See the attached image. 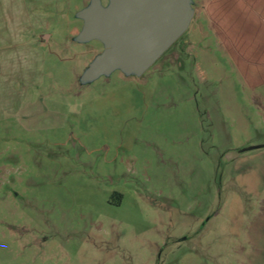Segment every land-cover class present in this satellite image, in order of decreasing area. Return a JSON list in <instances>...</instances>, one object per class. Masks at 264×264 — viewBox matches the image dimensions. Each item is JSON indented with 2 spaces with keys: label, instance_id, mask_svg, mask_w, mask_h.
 Returning a JSON list of instances; mask_svg holds the SVG:
<instances>
[{
  "label": "rangeland",
  "instance_id": "rangeland-1",
  "mask_svg": "<svg viewBox=\"0 0 264 264\" xmlns=\"http://www.w3.org/2000/svg\"><path fill=\"white\" fill-rule=\"evenodd\" d=\"M88 3L53 9L35 113L0 125V264H259L264 0L228 3L231 31L191 0L144 71L96 77Z\"/></svg>",
  "mask_w": 264,
  "mask_h": 264
},
{
  "label": "water",
  "instance_id": "water-1",
  "mask_svg": "<svg viewBox=\"0 0 264 264\" xmlns=\"http://www.w3.org/2000/svg\"><path fill=\"white\" fill-rule=\"evenodd\" d=\"M192 12L191 0H108L106 5L90 0L77 13L83 20L77 37L97 39L104 48L84 76L96 77L115 68L144 71L184 32Z\"/></svg>",
  "mask_w": 264,
  "mask_h": 264
},
{
  "label": "crops",
  "instance_id": "crops-1",
  "mask_svg": "<svg viewBox=\"0 0 264 264\" xmlns=\"http://www.w3.org/2000/svg\"><path fill=\"white\" fill-rule=\"evenodd\" d=\"M66 2L69 0H0V125L9 118L13 124L18 123L21 115L30 119L35 113L26 101L43 83L46 53L51 52L48 32L52 11ZM222 3L206 0L205 13L211 19H218L222 29L231 31L224 13L228 14V3L234 0H222ZM235 3L232 8L238 5ZM74 29L77 27H72L70 32ZM39 35H47L48 42L37 39ZM261 253L263 259L258 263L264 264V249Z\"/></svg>",
  "mask_w": 264,
  "mask_h": 264
},
{
  "label": "flooded vegetation",
  "instance_id": "flooded-vegetation-1",
  "mask_svg": "<svg viewBox=\"0 0 264 264\" xmlns=\"http://www.w3.org/2000/svg\"><path fill=\"white\" fill-rule=\"evenodd\" d=\"M104 1V3H106L107 1L106 0H103Z\"/></svg>",
  "mask_w": 264,
  "mask_h": 264
}]
</instances>
